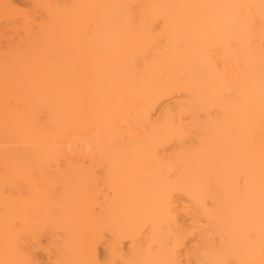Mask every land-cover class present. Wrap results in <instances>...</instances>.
<instances>
[{"label":"bare ground","instance_id":"6f19581e","mask_svg":"<svg viewBox=\"0 0 264 264\" xmlns=\"http://www.w3.org/2000/svg\"><path fill=\"white\" fill-rule=\"evenodd\" d=\"M261 262L264 0H0V264Z\"/></svg>","mask_w":264,"mask_h":264},{"label":"rangeland","instance_id":"374dc122","mask_svg":"<svg viewBox=\"0 0 264 264\" xmlns=\"http://www.w3.org/2000/svg\"><path fill=\"white\" fill-rule=\"evenodd\" d=\"M185 200H186V198H185ZM186 201H187V200H186ZM189 202L191 203L190 200H189ZM184 203H185V202H184ZM183 218H184V216H183ZM194 236H195V235H194ZM194 236L192 235L193 239H194ZM196 236H197V235H196ZM197 237H198V236H197ZM190 238H191V236L188 237V239H187V244H186V245H188V243H189V245L192 244V242H191V243L189 242ZM195 238H196V237H195ZM193 239L191 238V240H193ZM191 240H190V241H191ZM194 241H195V239H194ZM257 264H264V262L257 263Z\"/></svg>","mask_w":264,"mask_h":264}]
</instances>
